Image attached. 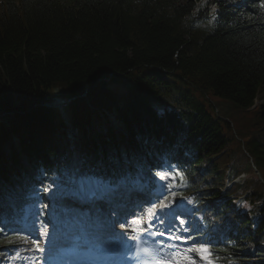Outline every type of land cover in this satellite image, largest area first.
<instances>
[{
  "label": "trees",
  "instance_id": "1",
  "mask_svg": "<svg viewBox=\"0 0 264 264\" xmlns=\"http://www.w3.org/2000/svg\"><path fill=\"white\" fill-rule=\"evenodd\" d=\"M262 2L0 0V218L19 215L59 171L51 139L64 136L65 124L49 103L62 95L71 98L67 115L93 175L154 186L153 172L179 171L171 183L208 215L203 241L217 264H264ZM217 99L252 112L256 128L242 129V119L239 133ZM97 122L105 134L93 130ZM253 168L260 180L233 182Z\"/></svg>",
  "mask_w": 264,
  "mask_h": 264
},
{
  "label": "snow or ice",
  "instance_id": "2",
  "mask_svg": "<svg viewBox=\"0 0 264 264\" xmlns=\"http://www.w3.org/2000/svg\"><path fill=\"white\" fill-rule=\"evenodd\" d=\"M264 7V2L261 4ZM216 11L215 8L212 10ZM157 179L162 183L160 184V194L157 198L159 202V208L151 213V220L142 219L141 217L133 214V219L131 221H125L123 223H119V228L122 230L123 234H125L128 239L134 241H144L146 239H153L155 243H158L159 250H163L165 247L172 249L177 248L178 245L175 243H167L165 241H176L180 240L182 243L187 244L188 240L191 237H181L174 234L175 231H187L186 228L176 229L174 225L169 224L165 227L163 231H160L156 228L157 224L164 223V217L172 216L176 220H179L180 225H184L186 221L182 219L177 213L179 211L177 207V201L175 196L173 195V200L170 203H164V199L167 195L173 193V185L171 181H175L177 176H183L179 171L177 172H169L167 174L156 173ZM44 191H48V189H44ZM81 195H85V193L81 192ZM85 199L92 201H101L104 199L103 192H91L85 195ZM189 204L192 201H188ZM153 207H156V204L153 203ZM46 207V205H45ZM163 213V216L161 215ZM114 223H116L114 221ZM131 223L134 227L129 228L128 225ZM159 237L160 239L157 241L155 238ZM135 249L142 252L146 259L143 261V264H196V261L192 259L193 254L198 256V258L204 261V264H217L219 257L216 256V253L213 251V246L211 243H194L189 247L184 249L182 256L186 258H176V257H164L159 258L154 253L157 249H153L152 253L149 252L146 248H141L140 244L137 243L134 245Z\"/></svg>",
  "mask_w": 264,
  "mask_h": 264
},
{
  "label": "rangeland",
  "instance_id": "3",
  "mask_svg": "<svg viewBox=\"0 0 264 264\" xmlns=\"http://www.w3.org/2000/svg\"><path fill=\"white\" fill-rule=\"evenodd\" d=\"M209 100H210L209 102L212 101V103L216 101L215 98H209ZM260 103H261L260 98H258L255 105H259ZM216 104H217L218 111H219L220 115L223 116L229 122H233L239 133L241 132L239 129V126L242 125V124H240L242 119L245 120L244 124L246 125V126L242 127V129H247L250 131V130H254L256 128L255 125H256L257 121L255 118H253L252 112H248V113L241 112L240 109H238L235 106V104L230 102V101L217 99ZM255 110H256V108H255ZM258 127H264V122L259 123ZM93 130L98 132V133L104 134L107 129L104 127H99L96 124H94ZM73 133L77 135L76 136L77 139L80 138L79 130H77L76 132L74 131ZM53 136L54 137L51 139V142L53 144H55L56 141H58L61 145H58V143H57V146L63 147V145H62L63 141H61L62 139H60L59 134L55 133ZM11 142H12V148L17 153H19L20 152V145H18L13 140H11ZM77 147H78V143H77ZM10 150H12L10 148V144H6L4 146V152L6 153V155H10ZM58 152H61V149H58ZM74 153L78 154V151L76 150ZM63 156H64L63 160H61L59 162V164L61 166L60 171L56 172L54 177L45 186L44 189H48V191L43 190L44 196L46 198L45 199L46 200V204H45L46 207L44 206L43 208H40L39 206H34L32 208L27 209V211H26L27 214L28 213L31 214L29 217L30 220L34 221L32 223L33 226L31 227V230H33L34 228H37V224H39V222H41L40 224H42L43 226H46L48 223L47 217H49L48 214H49L50 210L52 208H55V209L58 208V205L53 204L51 202V198H52V195L54 194V191H55L54 186H56L60 181H62L65 175L69 176L72 172L74 173L73 178L75 180L74 184L77 186L76 190L77 189L83 190L84 188H88L92 184L93 185L94 184H100L101 185V183L99 181H97L95 178H92L90 175L84 174L86 171L89 170V167L91 166L89 163L87 165V166H89L88 168H86V166L84 167L83 165H82L83 168H80L79 162H76V164H77L76 168H78V170H77L76 168L71 167V163H70L69 159L68 160L66 159V154H64ZM21 157H25V156H21ZM23 162L27 163L26 160H24V159H23ZM25 170L29 171V168L26 166ZM161 173L165 174L164 172H161ZM247 177L258 178L260 180L261 179V173L259 170H256L255 168H253L252 173H250V172L248 173V171L243 172L239 176H237V178L235 180H243L244 178H247ZM229 182L227 183L228 186L230 185ZM160 183H162V182L160 181ZM225 185H226V183H225ZM160 191H161V189L159 188V193H160ZM173 195L175 196L176 201H177V207L179 209L178 212L181 214L182 219H184L187 222V224H189V228L197 227L200 230H202L201 224L198 221V217L192 216V214L190 212L191 209H193L192 207H194V202L192 201V203L189 204L188 201L189 200L191 201V199L189 197L184 198L183 196H181L175 192L167 195L165 197L164 201L172 202ZM156 208H157V206L154 207V209H156ZM29 235H30L29 236V238H30L31 235H33L32 232H29ZM192 259H194L196 261V264H201V262L199 260H196L195 254H193ZM5 260H6V257L4 258L2 255H0V262H5Z\"/></svg>",
  "mask_w": 264,
  "mask_h": 264
},
{
  "label": "bare ground",
  "instance_id": "4",
  "mask_svg": "<svg viewBox=\"0 0 264 264\" xmlns=\"http://www.w3.org/2000/svg\"><path fill=\"white\" fill-rule=\"evenodd\" d=\"M11 140H13V141H15L16 143H17V138L16 137H11ZM54 203V202H53ZM74 213V212H73ZM51 214V218H50V228L53 230V227L54 226H52L53 225V223H55V222H57V219H56V217H60L62 220H60L61 221V224H65V223H67V222H71L72 221V219L70 218L69 220L68 219H66L67 218V214L64 212V213H62V212H58L57 213V211L56 210H54V209H52V213H50ZM73 215V214H72ZM59 220V219H58ZM79 220V219H78ZM86 220H88V218H86L85 219V221ZM55 232V230H53V231H50V235L49 236H51L53 233ZM25 254H27L28 255V253H25ZM24 257H26V256H24Z\"/></svg>",
  "mask_w": 264,
  "mask_h": 264
}]
</instances>
